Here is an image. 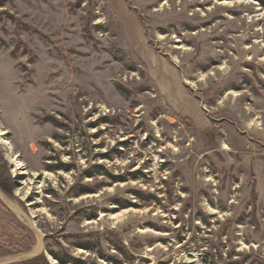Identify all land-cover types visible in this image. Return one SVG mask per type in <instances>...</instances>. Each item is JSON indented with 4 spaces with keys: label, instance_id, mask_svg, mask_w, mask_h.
<instances>
[{
    "label": "rangeland",
    "instance_id": "rangeland-1",
    "mask_svg": "<svg viewBox=\"0 0 264 264\" xmlns=\"http://www.w3.org/2000/svg\"><path fill=\"white\" fill-rule=\"evenodd\" d=\"M0 189V262L264 264V0H0Z\"/></svg>",
    "mask_w": 264,
    "mask_h": 264
},
{
    "label": "crops",
    "instance_id": "crops-1",
    "mask_svg": "<svg viewBox=\"0 0 264 264\" xmlns=\"http://www.w3.org/2000/svg\"><path fill=\"white\" fill-rule=\"evenodd\" d=\"M136 34L128 29L130 42L136 48H140L141 57L149 62L152 73L155 77L157 90L162 93L166 102L179 113L190 117L197 128L207 130L210 128V121L207 118L205 109L202 107L198 97L189 91L182 83L177 70L170 65L168 60L159 56L146 44V40L140 33V28L135 25Z\"/></svg>",
    "mask_w": 264,
    "mask_h": 264
},
{
    "label": "water",
    "instance_id": "water-1",
    "mask_svg": "<svg viewBox=\"0 0 264 264\" xmlns=\"http://www.w3.org/2000/svg\"><path fill=\"white\" fill-rule=\"evenodd\" d=\"M0 198H1V200L3 202H5L8 205L9 208H11L12 210H14L16 212H19V213L23 214L27 218L31 228L33 230L37 231L38 233H40V231L35 226V224L33 223V221L31 220L30 216L27 213L17 209L13 205H11L9 202H7V199L5 198V195L3 194L1 189H0ZM42 252H43L42 251V246H40L38 249H35V250L31 251V252H27V253H24V254H21V255L14 256V257L10 258L9 260H6V261H1L0 264H16V263L23 262V261L28 260V259H32V258L40 255Z\"/></svg>",
    "mask_w": 264,
    "mask_h": 264
},
{
    "label": "trees",
    "instance_id": "trees-1",
    "mask_svg": "<svg viewBox=\"0 0 264 264\" xmlns=\"http://www.w3.org/2000/svg\"><path fill=\"white\" fill-rule=\"evenodd\" d=\"M122 205L125 206L126 204H122ZM87 247L90 248L91 245H89ZM56 257H58V256H56ZM59 260H60V262L66 264V263H69V262L73 261L74 259L68 257L66 259L65 258H59ZM25 261H27L26 264H47V262H45V257H43L42 255H38V256H36V257H34L32 259H28V260H25ZM74 261H76V263H78V264H82V262L79 261V260H74Z\"/></svg>",
    "mask_w": 264,
    "mask_h": 264
},
{
    "label": "bare ground",
    "instance_id": "bare-ground-1",
    "mask_svg": "<svg viewBox=\"0 0 264 264\" xmlns=\"http://www.w3.org/2000/svg\"><path fill=\"white\" fill-rule=\"evenodd\" d=\"M1 133L4 134V132H1ZM5 143L10 145V143H9L8 141H6ZM8 202H9V201H8ZM52 260H53V259H52ZM53 263H54V264H57V262H56L55 260H53Z\"/></svg>",
    "mask_w": 264,
    "mask_h": 264
}]
</instances>
